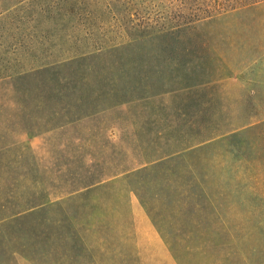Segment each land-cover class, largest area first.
Instances as JSON below:
<instances>
[{
  "label": "rangeland",
  "instance_id": "374dc122",
  "mask_svg": "<svg viewBox=\"0 0 264 264\" xmlns=\"http://www.w3.org/2000/svg\"><path fill=\"white\" fill-rule=\"evenodd\" d=\"M226 1L172 41L179 65L132 89L138 75L108 52L73 57V45L127 43L173 0H0V200L21 205V176L54 170L71 143L155 155L0 223V264H62L61 228L82 244L64 264H264V0ZM139 42L135 56L151 47Z\"/></svg>",
  "mask_w": 264,
  "mask_h": 264
},
{
  "label": "trees",
  "instance_id": "16d2710c",
  "mask_svg": "<svg viewBox=\"0 0 264 264\" xmlns=\"http://www.w3.org/2000/svg\"><path fill=\"white\" fill-rule=\"evenodd\" d=\"M194 1L173 0L171 2V11L173 12L162 13L159 16L160 18L157 17L159 18L158 20L148 17L149 23L146 24V29L149 32L146 33L144 31L140 35L138 34L136 38L131 37L127 43L111 45L96 43L90 46L83 45L81 48L73 45L76 46L73 57L94 53L101 55L103 52H108L107 54L113 56L115 58L114 61L120 66L118 71L138 75L135 77L136 80L128 77V81L123 86H131L132 89L142 86L137 83L138 79L140 81L143 79L139 75L144 76L146 80L151 76H160L164 72V66L169 67L175 63L180 64V62L175 60L178 56L176 55V45L178 43H172L173 40L177 42V35H180L183 31L191 30L193 25L199 20H204L217 13L235 8L228 6L226 0H209V4H206L205 8L196 9L194 8ZM117 4L120 3L117 2ZM103 9L107 12L111 10L108 5H104ZM104 10L103 14H105ZM88 19L90 21L88 23L92 27H98L101 30L100 27L102 28V26L96 21L97 18H91L89 15ZM134 42H139L136 46H141L142 48L146 44H150L151 47L149 49H142L143 51L137 53L135 56L134 54L136 53L133 52L132 48ZM149 61H155L156 65L149 67ZM168 72L170 74L171 69ZM177 132L178 130L176 129L172 133L176 134ZM182 149L181 146L173 143L172 148L166 153H176ZM142 158H144L142 161L139 158H131L126 152H122L116 156L112 146L105 142L84 140L77 144L71 143L68 155L61 159L56 158L54 170L21 176V182L24 184L26 182L29 183V186H25L22 203L21 205H14L7 200H0V223L2 224L8 220L16 222L20 220L19 218H23L31 212L35 214L45 212L54 200L82 193L145 160L154 159L155 155L148 152L145 154L144 152ZM66 230L67 228L57 229L54 234H57L58 237L50 234L52 241H54L50 240L55 252V260L62 264L67 261L68 246L74 247L78 252L82 248L81 241L76 240L74 233H71L69 236L64 235ZM69 237H72L71 243L69 242ZM2 245L3 240L0 239V251H4L1 248L3 247ZM116 257V254L111 255L106 264H134L127 256L120 255L119 258Z\"/></svg>",
  "mask_w": 264,
  "mask_h": 264
}]
</instances>
